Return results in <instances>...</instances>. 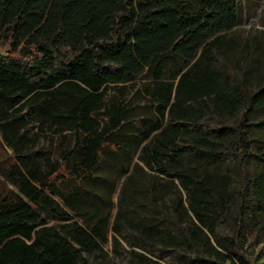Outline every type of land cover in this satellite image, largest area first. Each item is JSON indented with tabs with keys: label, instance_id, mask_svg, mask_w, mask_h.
<instances>
[{
	"label": "trees",
	"instance_id": "1",
	"mask_svg": "<svg viewBox=\"0 0 264 264\" xmlns=\"http://www.w3.org/2000/svg\"><path fill=\"white\" fill-rule=\"evenodd\" d=\"M243 10V0H0V138L20 194L0 204V264H88L103 252L109 158L123 176L118 236L123 207H136L129 264H158L135 249L149 243L191 249L185 264L264 258V41L225 32ZM48 133L59 160L35 148ZM47 192L62 200L58 221L82 222L77 244L41 215ZM230 211V233L217 234Z\"/></svg>",
	"mask_w": 264,
	"mask_h": 264
},
{
	"label": "rangeland",
	"instance_id": "2",
	"mask_svg": "<svg viewBox=\"0 0 264 264\" xmlns=\"http://www.w3.org/2000/svg\"><path fill=\"white\" fill-rule=\"evenodd\" d=\"M244 10L239 22L234 24L230 29L226 30V33L234 34L239 40L245 39L247 37H255L260 41H264V0H243ZM5 48L0 45V53H4ZM147 79L138 78L136 79V84L145 82ZM128 93V91H125ZM129 94V93H128ZM138 107H146L143 101L137 102ZM136 119L133 120L135 123ZM36 127H31V131H36ZM37 144L35 148H41L45 151L47 155H49L53 160H59L60 156V147H59V137L56 134L48 133L43 134L37 140ZM64 150L68 151L73 145V134L70 132L65 133L64 135ZM132 159L126 167L130 171L132 168V164L137 160L136 154L137 150L132 152ZM16 157L12 154L11 150L2 142L0 138V204L2 202H14L16 197L19 194V191L16 186H12L7 179V171L16 163ZM114 165L116 170H112L111 166ZM71 165H69L70 168ZM119 162L118 160L113 161L107 159V161L103 164V170L100 172L99 177L103 179V177L110 176L114 181L116 186V190L114 194H112V209H111V217L108 223V244L103 246V252H96L87 256L88 264H129L130 257H128L126 250L129 249L127 241H131L134 238L135 231L127 224V219L133 218L132 215L134 212L135 206L131 205L130 207H123V215L121 216V222L119 223V228L121 229V234L118 236L113 229L111 228L112 219L115 215V210L117 208L118 198V189L121 184V180L123 176L119 173ZM148 175L146 178L148 179L149 174H153V172L146 170ZM62 190L65 189L64 185L60 186ZM100 188L96 189L97 192H100ZM184 195V191H182ZM142 193H139L137 196L140 197ZM100 195V194H99ZM102 195V194H101ZM98 194H94L91 196L93 202L101 203L105 206V198L106 193L103 195V199H97ZM163 197L166 199L167 204H170V200L172 198V193L169 190L163 191ZM126 203L125 200H123ZM170 206V205H169ZM168 208L170 209V207ZM106 207V206H105ZM41 215L48 219L50 223L56 224L63 233H65L74 244H77V240L81 238V235L73 229L72 223L77 220L78 223L82 224V222L75 218L73 220L63 221L57 220L65 209L63 207L62 200H59L57 196L47 192L44 201L40 205ZM110 211V208H108ZM169 212V210H168ZM231 213L226 214L222 217V220L218 223L215 231L219 235H227L231 231ZM115 236L117 241L119 242L116 245H113L112 237ZM137 251L144 253L151 260L156 261L158 264H185L189 262L190 259L194 257V252L185 247H180L179 250H175L173 248L163 249L158 243L155 244H144L142 247H136ZM248 249H252V246L248 247ZM258 250V246L254 247V252ZM182 255H185V259ZM258 264H264V258L259 257L256 261Z\"/></svg>",
	"mask_w": 264,
	"mask_h": 264
}]
</instances>
